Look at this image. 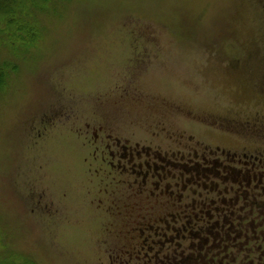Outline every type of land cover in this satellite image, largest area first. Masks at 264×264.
<instances>
[{
  "label": "rangeland",
  "instance_id": "obj_1",
  "mask_svg": "<svg viewBox=\"0 0 264 264\" xmlns=\"http://www.w3.org/2000/svg\"><path fill=\"white\" fill-rule=\"evenodd\" d=\"M0 69V264L121 252L103 141L264 147V0H17Z\"/></svg>",
  "mask_w": 264,
  "mask_h": 264
},
{
  "label": "flooded vegetation",
  "instance_id": "obj_2",
  "mask_svg": "<svg viewBox=\"0 0 264 264\" xmlns=\"http://www.w3.org/2000/svg\"><path fill=\"white\" fill-rule=\"evenodd\" d=\"M102 145L122 242L110 264H264V147Z\"/></svg>",
  "mask_w": 264,
  "mask_h": 264
},
{
  "label": "trees",
  "instance_id": "obj_3",
  "mask_svg": "<svg viewBox=\"0 0 264 264\" xmlns=\"http://www.w3.org/2000/svg\"><path fill=\"white\" fill-rule=\"evenodd\" d=\"M17 0H0V13L4 12L7 14L13 9V6ZM13 11V10H12ZM5 71L0 69V87L4 84L5 82Z\"/></svg>",
  "mask_w": 264,
  "mask_h": 264
}]
</instances>
